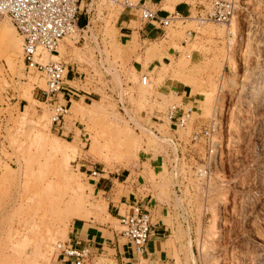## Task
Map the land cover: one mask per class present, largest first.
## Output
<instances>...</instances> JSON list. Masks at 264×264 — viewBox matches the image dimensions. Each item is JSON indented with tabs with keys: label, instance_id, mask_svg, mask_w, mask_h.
Masks as SVG:
<instances>
[{
	"label": "rangeland",
	"instance_id": "374dc122",
	"mask_svg": "<svg viewBox=\"0 0 264 264\" xmlns=\"http://www.w3.org/2000/svg\"><path fill=\"white\" fill-rule=\"evenodd\" d=\"M126 1L139 4L89 0L86 43L66 38L47 55L78 71L57 100L68 110L60 124L46 79L26 67L22 38L0 16V264H57L74 226L111 224L103 180L138 175L189 226L186 264H264V0H236L231 25L195 19L212 0H166L152 10L191 11L149 50L137 34L121 38ZM5 28L20 53L6 49ZM174 105L194 109L186 128L168 119ZM206 127L211 156L204 139L190 147Z\"/></svg>",
	"mask_w": 264,
	"mask_h": 264
},
{
	"label": "built area",
	"instance_id": "2783aa9c",
	"mask_svg": "<svg viewBox=\"0 0 264 264\" xmlns=\"http://www.w3.org/2000/svg\"><path fill=\"white\" fill-rule=\"evenodd\" d=\"M83 0H0V16H7L17 33L22 38V54L26 67L41 73L46 79L47 99L53 101L52 122L60 124L68 113L67 107L57 102L61 94L66 93L69 66L62 61H45L49 54L56 52L66 38L79 36V41L86 43L85 36L91 35V18L89 8L85 11L87 23L79 26L82 14L81 3ZM124 8H137L143 23H155L160 28H168L171 24L181 19L178 13L170 16H160L155 10L145 5L125 2ZM237 12L236 0H212L210 8L204 7L195 18L200 24L214 21L218 24L231 25ZM82 78V75L80 76ZM149 76L144 75L141 83L149 84ZM59 101V100H58ZM194 109L186 110L183 106L174 105L167 113L170 122L181 128H186ZM213 127H206L193 133L190 146L195 148L200 140H205L208 154L214 153L215 146L212 140ZM191 144V145H192ZM189 147V146H188ZM181 193V187H177ZM122 234L139 252H143L152 235L153 219L151 212L142 203H134L128 213L120 217ZM60 256L71 259L72 264H113L112 262L97 261V255L90 246H73L70 241L58 246Z\"/></svg>",
	"mask_w": 264,
	"mask_h": 264
},
{
	"label": "crops",
	"instance_id": "0c3cea01",
	"mask_svg": "<svg viewBox=\"0 0 264 264\" xmlns=\"http://www.w3.org/2000/svg\"><path fill=\"white\" fill-rule=\"evenodd\" d=\"M165 1L139 0L138 3L139 5L145 3V6L150 9L159 7V11H161ZM88 2L89 0H83L81 3L83 11L79 18V26L81 27H84L87 23L85 11ZM188 7L191 6L189 4L176 5L174 13L182 16L184 13L191 11V8L188 9ZM174 13L168 11L163 16L167 17ZM116 27L121 31L123 41L131 42L134 35L137 34L139 40L145 43L144 45L148 50L164 37V33H162L164 29L155 23L145 24L141 21L140 12L137 8H124L117 19ZM166 59L167 57L163 58V60ZM156 63H160V60L150 61L148 69ZM77 74L78 71L74 66L69 68L68 82H74ZM75 95L79 96V94ZM66 96H70V94L66 92L64 97ZM40 99H42V96H39L37 101H40ZM144 180L143 176L139 175L131 183L128 179L120 181L119 178L112 177L103 180L101 187L108 189L106 192L108 194V214L112 222L105 226L87 224L74 226L70 233L69 241L71 245L90 246L95 251L97 260L112 262L113 264H186L183 250L188 248L189 245V226L183 224L174 205H162L155 199L151 189H148L149 185L144 184ZM119 184L124 186L123 192L126 194H120ZM134 203H142L151 212L153 219L152 235L143 252H139L131 245L116 226L120 217L128 213ZM57 264H72V260L60 256Z\"/></svg>",
	"mask_w": 264,
	"mask_h": 264
},
{
	"label": "bare ground",
	"instance_id": "6f19581e",
	"mask_svg": "<svg viewBox=\"0 0 264 264\" xmlns=\"http://www.w3.org/2000/svg\"><path fill=\"white\" fill-rule=\"evenodd\" d=\"M3 39H2V42L3 44L6 45V49L9 51L10 54L12 55H16L18 53H20L21 51V48H20V42L19 40L17 39V34L16 32L12 29V28H5L3 30V35H2ZM7 51V52H8ZM5 53V52H4ZM3 54V52H2ZM45 61H46V58H45ZM53 151H56L58 150L57 148V145L54 144V143H51L48 145ZM101 159L104 160V161H107V157L106 155L104 154H101ZM38 197V196H37ZM12 245V244H11Z\"/></svg>",
	"mask_w": 264,
	"mask_h": 264
}]
</instances>
